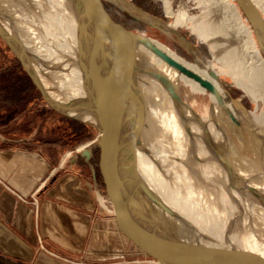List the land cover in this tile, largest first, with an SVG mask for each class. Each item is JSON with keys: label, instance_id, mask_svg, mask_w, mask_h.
<instances>
[{"label": "bare ground", "instance_id": "6f19581e", "mask_svg": "<svg viewBox=\"0 0 264 264\" xmlns=\"http://www.w3.org/2000/svg\"><path fill=\"white\" fill-rule=\"evenodd\" d=\"M25 1L31 7H39L37 14L43 16V28H51L47 30L49 33L46 31L50 40L46 47L49 55L39 61L44 70L56 77L54 84L41 80L46 93H52L50 97L69 116L96 122L91 113L75 109L88 101L89 90L81 35L71 0ZM200 1L203 9L199 16L193 18L181 4L177 12L174 11V21L169 26H183L194 21L200 37L209 43L220 66L197 58L189 62L153 38L132 37L126 40L132 57L142 64L139 71L146 82L139 80L138 83L163 108L160 115L165 130L171 120L177 126V136L173 141L162 133L157 134L148 113L123 88L120 102L129 115V119L122 117L127 140L126 156L134 160L135 168H131V174L140 194L153 206L171 209L180 218L176 222L178 231L187 225L195 235L207 233L222 240L212 225L224 224L232 213L236 218V229L249 233L254 240L252 246L264 252V242L258 243L257 240V235L264 233V179L261 180L264 174V107L259 114L244 110L225 90L219 78L221 73L228 75L234 82H239L255 103L259 100L264 102L263 52L233 0ZM252 1L264 17V0ZM1 17L4 19L0 25L1 33L7 39L9 33L15 35L26 59L32 63L36 55L23 44V39L13 27L14 21L0 8ZM153 69L166 75L178 92V82L183 75L204 85L210 91L211 108L200 115L183 99L181 103L174 100L161 77L151 74ZM180 69L188 72L183 73ZM136 94L139 95L138 92ZM223 102L231 116L220 105ZM167 111L171 113L168 116ZM227 117L240 129L243 127L244 131L249 130L258 137L257 157L263 173L257 171L256 166L247 168L236 157L233 139L224 122ZM160 215L166 222L174 223L177 219L162 210ZM228 239L240 242L236 233Z\"/></svg>", "mask_w": 264, "mask_h": 264}, {"label": "water", "instance_id": "95a60500", "mask_svg": "<svg viewBox=\"0 0 264 264\" xmlns=\"http://www.w3.org/2000/svg\"><path fill=\"white\" fill-rule=\"evenodd\" d=\"M71 2L81 35L89 90L88 101L75 109L91 113L96 120L102 197L111 224L136 249L159 264H264V252L249 244L246 231L219 225L221 231L218 233L222 240L207 233L195 235L187 225L178 231L176 222L180 218L171 209L153 206L140 194L131 174V168H135L134 160L126 156L127 140L122 117L129 119V115L120 102V92L127 78L131 80V89L138 94L139 80L146 82L139 71L142 64L132 57L126 40L132 37L149 40V37L115 20L103 0ZM235 2L248 20L264 55V17L252 0ZM2 21L3 17L0 18V25ZM0 37L17 56L45 101L56 111L69 115L46 93L18 38L9 33L7 39L1 31ZM164 61L172 65L167 59ZM180 71L188 72L185 69ZM151 74L161 77L174 100L183 101L166 75L155 69L151 70ZM220 105L231 116L228 107L224 103ZM82 154L90 157L92 152L87 149ZM160 210L176 216V221L166 222ZM233 233L242 238L237 239L242 243L228 239Z\"/></svg>", "mask_w": 264, "mask_h": 264}, {"label": "rangeland", "instance_id": "374dc122", "mask_svg": "<svg viewBox=\"0 0 264 264\" xmlns=\"http://www.w3.org/2000/svg\"><path fill=\"white\" fill-rule=\"evenodd\" d=\"M103 1L114 19L125 25L127 28L139 33H144L149 38L161 41L189 62H194L195 58H197L204 63L209 61L211 63L214 62L217 66H220V63L215 60L213 49L209 43L200 37L199 29L194 21H190L183 26H169V23L174 21L173 13L177 12L181 4L185 5V8L193 18L199 16L203 9L200 0ZM233 1L235 2V0ZM0 8L3 9V11L14 21L13 27H15L19 37L23 39V44L29 47L36 55L32 60V64L38 71L40 79L44 83L54 84V80L56 78L55 75L44 70L39 63L42 57L44 58L49 55L48 49L46 48L48 43H50L48 42L50 40H48L49 36H47V32L49 33L51 30L50 26H48V29L43 28V16L41 13L37 14L39 12V7H31V5L25 0H0ZM32 12L34 14H31ZM240 13L244 18V22L247 27L252 30L246 17L241 11ZM179 34L184 36L185 40L178 37ZM6 45L7 49H9L14 57L19 61L9 45L7 43ZM196 49H200L202 55H197L195 52ZM5 52L6 51L0 42V143L18 144L24 142L30 146H56L60 148L59 150L62 154H67L68 160L74 158L82 164L83 159L85 158V156L82 155V152L84 150L91 149L92 155L90 162L94 164L98 180L96 192L99 200L104 206L102 183L98 168L99 148L97 145V139L99 131L96 123L92 120H84L62 114L52 108L45 101L41 92L25 71L20 61L16 71L17 75L21 79L20 90L25 92L22 97H29V99L18 106L14 104L13 100L9 97L8 91H4V88H2V85L7 83L6 81L11 80L9 79L10 77L6 78L3 74L4 66L2 65V61L4 60L2 59V54ZM12 58L13 57L10 58L7 56V59ZM216 69L218 68L216 67ZM219 78L222 81L225 90L239 102L241 108L259 114V111L264 107L263 101L259 100L255 103L247 95L239 82H234V80H232V78L228 75L221 73ZM188 82L189 80L185 76L183 79H179L178 86L182 99L195 111L197 110L196 112L198 114H206V112L211 108V101L207 92L204 89H194L190 83L188 84ZM138 86H140L139 95L131 89V80L127 78L126 84L123 88L124 90L127 89L131 96L148 113L156 133L159 135L162 133L168 140L173 141V139L177 136V126L175 121L171 120V123L168 125V129L165 130V125H163L161 121L163 108L160 107L158 102H155L156 98L153 97L151 93H147L146 90L143 89L141 84L138 83ZM26 90H31V93L26 92ZM55 91L58 92L57 90ZM49 96H53V94L50 93ZM243 109L240 110L243 111ZM166 114L168 116L171 113L167 111ZM224 122L230 136L233 139L236 157L247 168H253L256 166L257 171L261 172L263 167L259 165V158L257 157V145L259 144L258 137L249 130L241 131L240 127L237 124L232 123L228 117L224 119ZM75 125L76 127H74ZM262 158L264 160V147ZM263 177L264 174L261 175V180L264 179ZM105 217V220L110 221V217L106 209ZM252 218L257 219L255 216H252ZM95 221L97 225H100L104 219L96 215ZM226 225L230 226L233 230L236 229L237 223L235 215L232 213L228 215L222 226L225 227ZM218 226L219 225H215L214 227L212 225V229H214L217 234L221 231V229L219 231L220 226ZM246 236L249 238L248 242L251 245L254 240H252L249 233H247ZM238 237L242 240L240 236ZM257 240L258 243L264 242V233L258 234ZM143 258L145 259V255H143Z\"/></svg>", "mask_w": 264, "mask_h": 264}, {"label": "crops", "instance_id": "0c3cea01", "mask_svg": "<svg viewBox=\"0 0 264 264\" xmlns=\"http://www.w3.org/2000/svg\"><path fill=\"white\" fill-rule=\"evenodd\" d=\"M59 149L0 143V264H156L105 220L91 156Z\"/></svg>", "mask_w": 264, "mask_h": 264}, {"label": "trees", "instance_id": "16d2710c", "mask_svg": "<svg viewBox=\"0 0 264 264\" xmlns=\"http://www.w3.org/2000/svg\"><path fill=\"white\" fill-rule=\"evenodd\" d=\"M0 42L6 51L5 53L2 54L3 57L2 59L4 60L2 61L3 62L2 65L4 66L3 74L6 78L10 77L9 79H11L10 81H6L7 83H4V85H2V88H4V91H8L9 97L13 100V103L18 106L29 99V97L23 98L22 96L25 92L20 90L21 79L16 73L17 66L19 65V61L14 57L12 52L9 49H7V45L2 40L1 37H0ZM6 55L9 56L10 58L11 57L13 58L7 59ZM26 92L31 93V90L30 91L26 90Z\"/></svg>", "mask_w": 264, "mask_h": 264}, {"label": "flooded vegetation", "instance_id": "af4514ba", "mask_svg": "<svg viewBox=\"0 0 264 264\" xmlns=\"http://www.w3.org/2000/svg\"><path fill=\"white\" fill-rule=\"evenodd\" d=\"M144 34V33H143ZM178 37H181L182 39H184L185 40V38H184V36H182V35H178ZM190 44V43H189ZM176 52V51H175ZM196 54L197 55H202L201 54V51H200V49H196ZM183 76H185V75H183ZM186 77V76H185ZM188 80H189V82H188V84L190 83L191 85H192V87L194 88V89H196V90H205L206 92H207V94H208V96H209V94H210V91L208 90V88H206L204 85H202L201 83H199V82H197V81H195L194 79H192V78H189V77H186ZM231 95V94H230ZM241 131H244V129H240Z\"/></svg>", "mask_w": 264, "mask_h": 264}, {"label": "built area", "instance_id": "2783aa9c", "mask_svg": "<svg viewBox=\"0 0 264 264\" xmlns=\"http://www.w3.org/2000/svg\"><path fill=\"white\" fill-rule=\"evenodd\" d=\"M150 260L153 261L156 264H159L156 260L152 259L151 257H150Z\"/></svg>", "mask_w": 264, "mask_h": 264}]
</instances>
